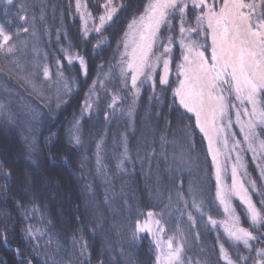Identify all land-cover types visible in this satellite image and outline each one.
I'll list each match as a JSON object with an SVG mask.
<instances>
[{
	"label": "trees",
	"instance_id": "1",
	"mask_svg": "<svg viewBox=\"0 0 264 264\" xmlns=\"http://www.w3.org/2000/svg\"><path fill=\"white\" fill-rule=\"evenodd\" d=\"M87 2L93 15L102 11L98 10L97 5L103 4L104 0ZM123 2L131 7L114 17L116 22L111 27L106 26L107 30L103 32L105 41L95 49L94 45L100 37L91 33L88 41L85 40L82 23L75 11V0H15L16 6L9 7L7 16L3 12L4 5L0 4V24L6 30L16 31L23 23L18 18L22 14L18 13L20 3L27 6L26 14L30 20L35 16V35H31L30 28L29 33L20 34L14 56L5 57L0 54V103L8 105V111L14 117V123L6 126L4 117L0 116V162H4L5 168L13 173V177L7 181L0 178V185L8 184L7 192L0 188V264H25L28 259L32 260V264H43L46 258L44 252L73 264H85V257L88 258L87 264H154L151 236L141 233L136 241L131 239L136 221L143 222L149 211L156 213V219L161 220L167 235H176L178 239L183 235L187 238L186 260L190 259L192 264L198 261H208L209 264L219 261V264H224L219 258V245L216 243L218 235L222 241L225 239L222 228L211 229L210 225H206V217L202 219L194 209L189 210L193 213L195 223L188 220L186 213L181 216L176 207H165L169 196L172 197L173 205L177 204L176 192L186 194L189 182L205 187L209 199H214L215 194L214 166L207 154V143L198 129H194L192 137L195 142L191 151L194 158L192 167L171 174L168 171L173 155L179 156L181 148H187L188 138L182 131L183 126L194 124V117L191 121L188 119L191 114L181 120L174 109H169L172 104L171 90L164 91L157 83L156 93L161 99L150 103L149 97L153 95L151 86L141 87L132 123L126 111L132 102L130 92L122 90L119 82L105 80L101 73L100 79L105 80V88L98 86L99 106L94 107L90 118L88 115L81 120L83 147L77 149L68 143L69 122L73 114L79 116L85 93L97 77V66L103 64V72L106 73L119 60L117 42L124 35L132 16L142 10L144 0ZM42 10L43 20L40 19ZM69 42L73 46L72 50L83 54L88 61L89 76L87 83H83L79 64L74 62L70 72L78 79V90L74 88L71 96L65 97L68 103L56 109L55 85L44 80L42 68L47 64L54 79L56 59L60 58L66 74H69L67 62L63 60L60 51L62 46L67 48ZM120 51H123L122 47ZM174 55H179L178 46ZM172 68L170 79L174 81L175 65ZM118 71L116 68L114 74ZM38 93L45 100L51 97V107L55 111L49 112L44 107L45 100L40 99ZM113 93L125 98L114 115L107 109ZM30 108L43 110L39 123L31 119ZM120 108L125 109L123 115ZM105 111H109L107 122ZM165 118L172 122L167 138L176 141L175 145H165L169 163H165L160 156L159 135L164 128ZM124 133L128 135L129 152L135 161L134 164L126 165V172L115 166L116 156L123 150L120 138ZM26 137L35 139L39 176L44 178L37 179L38 194L35 197L25 193L20 180L16 178L25 170L27 163L24 156ZM102 137L104 151L101 155L106 167L98 174L95 153L96 144ZM152 148L156 149V155L150 156ZM138 150L140 158H137ZM84 156L88 159L82 168L80 160ZM242 156L249 176L256 180L258 189L264 190V180L260 178V169L257 167L258 164H264V161L259 158L254 161L251 152L242 153ZM172 167L175 168V165L172 164ZM81 171L83 179L80 178ZM88 185H91L90 190H86ZM253 199L258 200L259 197L254 195ZM17 200H23L25 204L32 201L39 206V210L35 216L29 214V218L25 219L23 210L17 207ZM234 204L239 212V201H234ZM177 206L182 208L183 204ZM41 214L54 225L49 229L53 243L51 247L45 248L44 241L49 238L45 236L40 241L41 248L33 251L34 242L26 239L24 229L29 225L43 227L40 223ZM209 214L216 219H222L224 215L222 209L215 205ZM243 223L247 227V223ZM93 225L98 226L93 230ZM81 228L82 232H74ZM5 235L6 242L3 238ZM73 235L82 237L81 243L87 244L85 256L79 254L80 245L72 246ZM57 243L61 245L59 252L56 251ZM253 243L256 247L264 246L261 242ZM239 250L247 254L242 244Z\"/></svg>",
	"mask_w": 264,
	"mask_h": 264
},
{
	"label": "snow or ice",
	"instance_id": "2",
	"mask_svg": "<svg viewBox=\"0 0 264 264\" xmlns=\"http://www.w3.org/2000/svg\"><path fill=\"white\" fill-rule=\"evenodd\" d=\"M0 4L4 5L5 16L8 15L9 7L16 6L15 0H0ZM97 7L102 11L93 15L87 0H75V11L82 23L85 40L88 41L91 33L100 37L94 49L104 43L103 32L107 30L106 26L111 27L116 22L114 17L122 10L127 11L131 5L126 6L123 0H104ZM18 13H22L18 18L23 23L16 31L6 30L0 24V54L5 57L14 56L21 33H29L31 28V35H35V16L29 19L24 3L19 4ZM40 19H44L43 10ZM89 21L92 22L91 26ZM59 38L58 30L57 39ZM177 46L178 56L174 55ZM121 47L123 51H120ZM72 48L69 42L67 48L62 46L60 49L63 60L67 62L69 74H66L60 58L56 59L54 79L47 64L42 68L44 80L55 85L56 109L68 103L65 97H70L74 88L78 90V79L70 72L74 62L79 64L80 74L84 77L83 83H87L89 76V65L85 56ZM117 52L119 60L111 65L108 72H103V64L97 66V77L85 93L80 114H73L69 122L68 143L77 149L83 147L81 120L85 114L90 118L94 106H99L98 86L105 88V80L119 82L122 90L130 92L132 102L126 109L130 122L141 87L151 86L153 95L149 97L150 103L153 100L159 102L161 99L156 93L157 83L164 91L171 90L172 104L169 109H174L181 120L191 114L188 119L191 121L194 117V124L183 126L182 131L188 138V145L187 148H181L179 156L173 155L168 171L171 174L173 171L182 172L192 167L194 158L191 151L195 147L192 137L194 129H198L207 143V154L214 166L215 194L214 199H209L205 187L189 182L186 194L176 192L177 204L173 205L172 197L169 196L165 207H176L181 216L186 213L188 220L195 223L193 213L189 210L194 209L202 219L206 217V225H210L211 229L222 228L225 239L222 241L218 235L216 243L219 245V258L224 264H264V246L256 247L253 243L264 244V190L258 189L256 180L249 176L242 156V153L251 152L254 161L257 158L264 161V0H144L142 10L132 16L124 35L117 42ZM173 65L174 81L170 79ZM116 68L119 71L114 74ZM157 69L160 71L157 72ZM101 73L105 80L100 79ZM38 95L45 100L42 94ZM124 99L116 93L112 94L111 102L107 105L112 115ZM52 103L51 97L45 100L44 107L49 112L55 111L51 107ZM119 110L123 115L125 109ZM29 113L31 119L39 123L43 110L30 108ZM0 116L4 117L6 126L14 123L13 114L4 103H0ZM104 118L106 122L109 120V111H105ZM171 128V120L165 118L164 128L159 135L160 156L165 163H169L165 145L176 144L175 139L169 141L167 138ZM120 139L123 150L116 156L115 166L120 171H126V165L134 164L135 161L129 152L127 133L121 134ZM24 143L27 163L25 170L16 178L20 180L24 192L35 197L38 194L37 179L44 178L39 176L38 149L34 137H26ZM103 144L102 137L96 144L95 153L98 174L106 167L101 155L104 151ZM149 155H156V149L152 148ZM137 158H140L139 150ZM87 159L84 156L80 160L82 168ZM227 162H231L230 177ZM257 167L260 169V178L264 180V164H258ZM12 177L13 173L5 168L4 162H0V178L7 181ZM80 178L83 179V171ZM0 188L7 192L8 184L4 183ZM90 188L91 185H88L86 190ZM157 195L159 196L158 190ZM254 195L259 199L254 200ZM234 201H239V212ZM180 203L183 204L182 208L177 206ZM214 205L222 209V219L213 218L209 214ZM17 207L23 210L25 219L29 218V214L35 216L39 210V206L32 201L25 204L23 200H17ZM155 217L156 213H147V220L152 221L156 226L155 230L149 226L147 220L144 223L137 220L131 239L136 241L145 232L151 235V244L155 246L152 249L155 253L154 264H192L190 259L184 258L187 238L183 235L180 239L176 235H167L161 220ZM76 220L77 223L80 222L79 217ZM242 221L247 223V227ZM40 223L44 226L29 225L24 229L26 239L34 242L33 251L41 248L40 241L45 236H49L44 241L45 248L51 247L53 243V238L49 235V229L54 227L52 221L46 220L41 214ZM96 226L98 225L92 226L93 230ZM74 232H82V228L75 229ZM3 238L6 242V235ZM81 240L82 237L73 235L71 244L73 247L80 245L79 254L85 256L87 244L81 243ZM240 244L247 254L239 250ZM60 249L61 245L57 243L56 251L59 252ZM43 255L46 257L43 264H73L71 261L58 260L54 254L48 252ZM87 260L85 257V264ZM25 264H32V260H26ZM197 264L209 262L198 261ZM214 264H219V261Z\"/></svg>",
	"mask_w": 264,
	"mask_h": 264
},
{
	"label": "rangeland",
	"instance_id": "3",
	"mask_svg": "<svg viewBox=\"0 0 264 264\" xmlns=\"http://www.w3.org/2000/svg\"><path fill=\"white\" fill-rule=\"evenodd\" d=\"M92 22L91 21H89V25L91 24ZM157 71H158V69H157ZM95 107V106H94ZM94 111V110H93ZM92 111V112H93ZM85 116H88V114H85ZM131 122L133 123V117H132V119H131ZM235 154V153H234ZM234 159H235V156L233 155V161L232 162H234ZM222 161H223V158H222ZM228 163V166H229V177H230V165H231V162H227ZM126 169H127V166H126ZM127 171V170H126ZM126 171H124V172H126ZM241 175H243V173H241ZM229 183H230V178H229ZM156 218V217H155ZM147 220V215H146V218H145V220L143 221V222H141V223H144L145 221ZM147 222H148V224H149V226L150 227H152L154 230H155V225L152 223V221L151 220H147ZM142 234H146V232L145 233H142ZM150 235V234H149ZM151 236V235H150ZM152 238V237H151ZM154 245V244H153ZM155 247V246H154Z\"/></svg>",
	"mask_w": 264,
	"mask_h": 264
}]
</instances>
